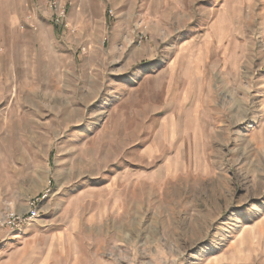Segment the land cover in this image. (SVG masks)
Returning a JSON list of instances; mask_svg holds the SVG:
<instances>
[{
    "label": "rangeland",
    "instance_id": "rangeland-1",
    "mask_svg": "<svg viewBox=\"0 0 264 264\" xmlns=\"http://www.w3.org/2000/svg\"><path fill=\"white\" fill-rule=\"evenodd\" d=\"M247 2L0 0V264H219L264 243Z\"/></svg>",
    "mask_w": 264,
    "mask_h": 264
},
{
    "label": "crops",
    "instance_id": "crops-1",
    "mask_svg": "<svg viewBox=\"0 0 264 264\" xmlns=\"http://www.w3.org/2000/svg\"><path fill=\"white\" fill-rule=\"evenodd\" d=\"M246 12L248 19L243 21L245 27L248 28L249 34L246 35L247 31H244L242 34L245 38V60H248L249 53L251 54L252 50H255L256 45L253 40V29H255L258 19L261 20L262 26H264V0H247ZM243 2L240 3V6L243 7ZM245 6V5H244ZM190 76V75H189ZM188 76V77H189ZM255 90V89H254ZM189 98L187 97V100ZM259 220V219H255ZM254 238L258 237L256 232L249 231ZM245 243H236L235 241L231 242L230 248L232 250L229 256H217L216 262L219 264H264V243L257 246L255 241L249 242V246L246 247Z\"/></svg>",
    "mask_w": 264,
    "mask_h": 264
},
{
    "label": "built area",
    "instance_id": "built-area-1",
    "mask_svg": "<svg viewBox=\"0 0 264 264\" xmlns=\"http://www.w3.org/2000/svg\"><path fill=\"white\" fill-rule=\"evenodd\" d=\"M44 1L51 3L52 0H44ZM53 4H54V6L56 8L55 3H53ZM258 39H259L260 47H262L264 49V29L262 31V34H260V36L258 37ZM30 215H31V217H29L28 219H24L23 220L21 216H18V215H15V214H11V215H9L7 218H5L3 220L2 224L4 226H6V227H8V225H9V226H11V228L15 227V226H16V228H21L23 226V225L21 226V224H25L26 225V224H28V222L30 220L38 217V210H34V211L30 210ZM9 221H11V222L8 223Z\"/></svg>",
    "mask_w": 264,
    "mask_h": 264
}]
</instances>
